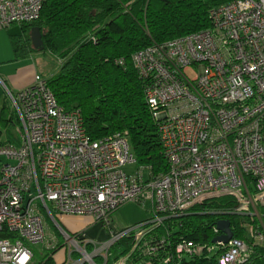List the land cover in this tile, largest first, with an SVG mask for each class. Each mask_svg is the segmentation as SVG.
Returning a JSON list of instances; mask_svg holds the SVG:
<instances>
[{
  "label": "built area",
  "instance_id": "2783aa9c",
  "mask_svg": "<svg viewBox=\"0 0 264 264\" xmlns=\"http://www.w3.org/2000/svg\"><path fill=\"white\" fill-rule=\"evenodd\" d=\"M45 1L0 0V29L37 19ZM209 19L206 29L132 54L164 146V173L137 164L127 131L92 139L80 110L59 104L42 75L17 92L0 77L17 120L16 140H0V264H34L32 246H58L45 213L72 248L63 264H105L111 246L131 233V252L159 263L206 258L253 264L264 247V224L253 226L246 240L231 223L228 242L151 234L167 218L212 199H231L215 212L219 220L242 219L264 207V0L220 4ZM127 165L135 171H126ZM127 202L150 204V216L117 229L113 214ZM63 215H89L111 237L92 243L88 253L80 234L60 226ZM214 229L213 237L224 234L216 224Z\"/></svg>",
  "mask_w": 264,
  "mask_h": 264
},
{
  "label": "trees",
  "instance_id": "16d2710c",
  "mask_svg": "<svg viewBox=\"0 0 264 264\" xmlns=\"http://www.w3.org/2000/svg\"><path fill=\"white\" fill-rule=\"evenodd\" d=\"M229 1L232 0H46L40 16L19 24L21 33L11 34L10 39L17 57L48 51L60 60V69L47 78L48 84L59 104L68 110H80L86 132L92 139L127 131L137 164L150 166L153 173L160 174L168 170V163L132 54L206 29L210 26V9ZM36 26L42 33L41 48H35L31 38L32 28ZM119 59H123V63H119ZM6 102L5 93L0 96L1 119L16 120L14 113L3 117ZM230 204V198L208 200L196 206L194 212L180 218H167L151 234L169 235L174 241L180 236L198 241L213 240L214 225L220 218L215 212ZM203 217L208 221H203ZM228 217L237 226L236 235L248 240L241 217ZM133 238L131 233L116 241L105 264H115L125 255L136 263L164 264L131 252ZM83 243L88 252L93 251L91 243ZM62 246L60 242L36 264H58L53 254ZM262 257L264 247H258L253 264H264ZM95 261L103 263L104 259L95 256ZM182 264L216 262L201 258L188 259Z\"/></svg>",
  "mask_w": 264,
  "mask_h": 264
},
{
  "label": "crops",
  "instance_id": "0c3cea01",
  "mask_svg": "<svg viewBox=\"0 0 264 264\" xmlns=\"http://www.w3.org/2000/svg\"><path fill=\"white\" fill-rule=\"evenodd\" d=\"M7 30L0 29V77L3 78L8 87L17 92L33 83L36 70L33 66L27 65V57H17L12 46L10 35ZM0 86L1 83H0ZM3 91V92H2ZM0 87V96L5 95V90ZM15 112V111H14ZM2 113V111L0 112ZM16 116V114H15ZM9 121V120H8ZM7 122V121H6ZM1 135V131H0ZM12 135V136H11ZM16 140V133L7 132L6 139L1 141ZM150 204H138L135 202H127L120 206L113 214L114 226L119 229L124 226H130L140 223L150 216ZM64 229L71 234H80L84 241L106 242L110 239L111 233L109 229L97 222L89 215H63ZM60 224V220H59ZM57 236V234H56ZM54 258V255H53ZM55 260V259H54ZM56 261V260H55ZM57 262V261H56ZM58 264L60 262H57ZM123 264H153L151 262L136 263L131 259L125 260Z\"/></svg>",
  "mask_w": 264,
  "mask_h": 264
},
{
  "label": "rangeland",
  "instance_id": "374dc122",
  "mask_svg": "<svg viewBox=\"0 0 264 264\" xmlns=\"http://www.w3.org/2000/svg\"><path fill=\"white\" fill-rule=\"evenodd\" d=\"M3 30H7V31H9V33H15V34H20L22 31L21 26L18 24L12 25L9 28H4ZM27 60H28V61H26L28 63L27 65L33 66V68L36 70V72L45 78H50L53 75H55L59 71L60 66H61L60 60L48 51L36 52V53L30 55L27 58ZM0 87H1V91H2V86H0ZM6 105H7V107H5V109H4L3 117H9L13 113L15 116L14 107L12 105L11 100L8 97H7ZM1 110L2 109L0 106V112H1ZM0 115H1V113H0ZM15 121L16 120L13 119L11 121L6 122V121L2 120L0 117V131H1L0 139L5 140L8 131L10 133H14V134L17 133L16 132L17 122H15ZM125 169L128 172H133V171H135V166L134 165H127L125 167ZM146 204H148V203H146ZM262 208H263L262 206L256 207L257 214L254 213V215H245L244 218L241 219L242 222H244L243 223L244 224L243 230H244L245 234L248 236L247 238L251 237L253 226H255L257 224H264V217L261 215L262 213H264V210H262ZM150 210H151V206H150ZM238 219L240 220V218H238ZM202 220L208 221V218L203 217ZM45 222H46L48 231H50L54 235L57 234L56 238L58 239V241L63 242V244H64L63 247H60V249L57 250L53 254L54 259L57 262H60L62 264H63V262H68L69 261V254L72 250L70 244L67 242L66 238L59 233L58 227L56 226L55 221L50 217V215H48V213H45ZM60 226L62 228L64 227V219L62 220L60 218ZM126 226H124V227H126ZM93 243H94L93 245H98V246L102 244V242H93ZM45 246H46V244H37V245L32 246V249L35 251L34 264L39 263L41 261L42 256L47 251H49V250H47V248H45ZM88 253H91V252H88ZM82 257L83 256H81V258Z\"/></svg>",
  "mask_w": 264,
  "mask_h": 264
},
{
  "label": "water",
  "instance_id": "95a60500",
  "mask_svg": "<svg viewBox=\"0 0 264 264\" xmlns=\"http://www.w3.org/2000/svg\"><path fill=\"white\" fill-rule=\"evenodd\" d=\"M32 42L35 48L43 47L42 33L39 27H33L31 32ZM217 229L224 232L223 235H219L213 238V242L224 241L228 242L233 236L231 229V222L228 219H220L216 222Z\"/></svg>",
  "mask_w": 264,
  "mask_h": 264
}]
</instances>
